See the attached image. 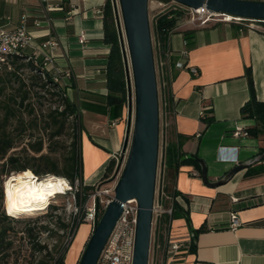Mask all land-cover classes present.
Returning <instances> with one entry per match:
<instances>
[{
    "label": "crops",
    "instance_id": "0c3cea01",
    "mask_svg": "<svg viewBox=\"0 0 264 264\" xmlns=\"http://www.w3.org/2000/svg\"><path fill=\"white\" fill-rule=\"evenodd\" d=\"M106 1L0 0V23L7 26L18 25L25 10L38 17L41 5L49 8L50 25L41 18L38 26L29 21V29L39 47L48 33L56 35L53 63L59 67L67 63L71 71L61 83L79 125L80 176L86 185L106 180L113 169L112 165L106 172L113 155L126 152L128 146L129 82L116 29L105 25ZM185 29H195L189 46L182 35ZM114 31L117 46L113 44ZM82 33L85 43L78 40ZM166 49L172 51L167 65L168 91L175 99L171 139L179 143L180 151L201 158L211 181L257 157L264 148V132L255 137L234 135V131L242 133L255 125L253 118L243 117L240 111L251 92L264 101V31L243 22L184 27L178 21L166 37ZM182 51H186L185 57ZM33 52L31 48L25 51ZM34 56L41 59L38 52ZM181 61L184 67L177 66ZM190 66L197 68V75L190 72ZM172 181L175 194L165 193L164 204L173 201L166 227L169 238L181 241L173 264H264L261 162L249 163L216 187L203 181L194 164L184 163ZM233 213L241 221L235 229L229 227ZM90 231L86 222L77 227L63 264H77Z\"/></svg>",
    "mask_w": 264,
    "mask_h": 264
},
{
    "label": "water",
    "instance_id": "95a60500",
    "mask_svg": "<svg viewBox=\"0 0 264 264\" xmlns=\"http://www.w3.org/2000/svg\"><path fill=\"white\" fill-rule=\"evenodd\" d=\"M188 8H205L245 20L264 21V1L173 0ZM128 57L124 61L129 82L130 124L127 156L108 201L93 228L77 264H97L100 252L120 216L123 204L137 201V222L132 264H148L152 236L153 202L159 160V97L148 17V0H118ZM133 112V113H132ZM255 157L249 163L258 161ZM203 181L216 187L226 183L249 163L235 165L221 178L207 177L205 162L196 157ZM24 213V212H22ZM20 213V214H22ZM19 214V215H20Z\"/></svg>",
    "mask_w": 264,
    "mask_h": 264
},
{
    "label": "trees",
    "instance_id": "16d2710c",
    "mask_svg": "<svg viewBox=\"0 0 264 264\" xmlns=\"http://www.w3.org/2000/svg\"><path fill=\"white\" fill-rule=\"evenodd\" d=\"M264 1V0H257ZM105 12V25H112L114 28V18L110 6L109 0L105 2L104 5ZM182 17V11L175 9L164 13H161L155 17L154 21V32L157 41L161 43V46L166 42V37L168 32L173 29L179 19ZM259 22L264 27V21ZM182 35L187 45L193 43L195 36V29H185L182 31ZM113 44L117 46V39L114 31ZM23 66L31 68L35 72V76L42 81V87L52 85L55 95H58L61 100L62 108L56 107L48 117L47 125L50 128L49 137L56 138L61 136L65 130H69V143L67 145V154L63 159V165H59V160L52 157V152L56 151L53 146H48V151L43 152V139L40 137L34 143L30 140L27 147L17 152H10L14 147L16 138L9 126L12 120H15L14 129L25 130L26 123L22 120L21 116L18 115L20 107L23 105L24 101L29 97V89H24V83L21 82L19 86L20 99L17 101L16 95H11L5 100L0 101V110L3 111V115L0 117V176L8 177L11 173H22L25 175L32 176L35 175L38 178H43L45 176H58L67 178L72 184L74 180L78 178L80 180L79 190L74 193L75 203L82 206V204L87 199V191L92 188L91 185L83 184L81 179V155H80V143H79V125L78 121L74 115V109L72 103L67 99L63 86L60 87L58 82H54L51 75L45 71L42 67V60L37 57H32L31 55L21 52L19 54H14L9 59V65H0V95L3 94L5 85L7 81H10L12 76L18 74V69ZM19 94V93H18ZM166 99L170 106L172 102V95L167 90ZM241 115L243 117L253 118L255 120V125L247 129V134L251 136H258L264 132V101H258L254 93L251 92L250 98L243 104L240 109ZM211 118L207 119L209 122ZM171 122L166 127V146L164 147V152L162 156L163 168V181H164V192L166 194H175L173 189V177L175 172L178 170L179 166L184 163H192L197 169L200 170V166L195 160L197 157L195 154H184L179 149V143L174 142L171 139ZM10 152V153H9ZM264 154V148H261L259 155ZM264 155L255 162H261ZM113 162L110 161L107 173L111 171V166ZM106 174V173H105ZM1 180V179H0ZM59 196V195H55ZM51 209H56V205H49ZM102 214V209L98 211V215ZM47 216V215H46ZM48 216H52L50 213ZM19 218L7 215L4 210L0 209V257L6 258L8 256L9 250L13 244L12 238V223L18 222ZM166 218L160 219L157 231L163 228V224ZM83 223L77 219V215L72 217L70 229L76 230L77 227ZM68 227L66 223H59L58 228L64 230ZM40 229L49 231V225L41 224ZM25 233L27 235H32V228H26ZM159 238V235H158ZM68 247H56L54 252L44 251L46 247L42 244H35L34 248L37 252L44 251V257L39 259L38 264H63L64 254Z\"/></svg>",
    "mask_w": 264,
    "mask_h": 264
},
{
    "label": "built area",
    "instance_id": "2783aa9c",
    "mask_svg": "<svg viewBox=\"0 0 264 264\" xmlns=\"http://www.w3.org/2000/svg\"><path fill=\"white\" fill-rule=\"evenodd\" d=\"M45 1V0H43ZM113 18H114V26L116 32L118 34V43L120 44L121 51L123 55H127L128 50L125 43L124 29L122 24V18L119 8L118 0H109ZM175 2V1H174ZM187 8L193 15H199L202 17L199 24L204 25L210 21L215 20L216 16H222L220 21L231 22V23H240L241 21H250L256 22L258 20H245L241 18H236L233 16H229L226 14H218L211 13L205 8ZM49 8L46 5H41L40 16H33L28 10H25L21 13L19 24L16 26H7L6 23H0V65L6 64L9 65V59L14 54H19L21 52H25L26 49L31 48L34 50V54H29L32 57H36L35 52L41 54L42 67L45 71H47L54 82H61L64 77H70L71 71L69 69L68 64L65 66H55L54 65V57L55 51L58 45V39L56 35H50L46 41H44L40 47L35 46L33 43L34 36L30 31L29 21L31 25L38 26L41 22V18H45V21L50 25L51 19L47 16V10ZM177 8H171L161 13L175 10ZM179 10V9H178ZM98 14H101V10L96 9ZM159 13V14H161ZM158 14V15H159ZM9 17H5L4 20H8ZM193 19H191L192 21ZM252 25V23L250 24ZM175 28V27H174ZM173 28V29H174ZM171 29L168 32V35L173 31ZM78 40L80 43H85L87 41L86 36L82 33L79 35ZM44 48H48L46 51H41ZM155 48L158 54V58H154L155 61V69H156V77H157V85H158V97H159V120H160V134H161V159H160V167L158 171V181H156L155 187V196L153 202V219H152V242L150 243V252L148 264H173L176 260V256L179 253V249L181 248V241L172 240L169 238L168 231L166 227L170 222V217L173 211V201H171L169 206L164 204V200L166 198L164 192V181H163V168L164 165L162 163V156L164 152V147L166 146V127L171 122L170 115L172 113V104L175 102V99L172 98V102L170 106L166 99V91L168 90L169 83V74L167 70V65L170 56L172 55V51L166 49L163 50V46L159 41H155ZM181 55L185 57L186 51H182ZM178 67H184L185 63L183 61L177 63ZM158 69V72H157ZM190 72L193 75H197L198 70L194 66L189 67ZM133 113V112H132ZM202 116L203 113L201 112ZM247 135V132H242L240 129H236L234 131V135ZM127 152H120L118 154L113 155V169L110 175L106 178L107 182L111 181V184L108 187L100 188L98 184L100 181L92 184V187H95L94 192L90 196L88 202L82 204V206H75L74 215H77V219L82 222H86L90 225L91 231L95 227L98 222L100 215H98V211L106 207L108 201L113 196V188L114 185L123 169L125 160H126ZM261 163L264 165V158L261 160ZM194 173H197L194 171ZM48 176L43 177L42 179H46ZM58 178L57 176H49ZM37 179L38 177L35 176ZM64 182V189L62 193H56L51 195L54 197L55 195H64L68 192H72L71 194L74 196V193L79 190L80 180L76 178L74 180V184H72L67 178L60 177ZM40 179V178H38ZM84 184V183H83ZM89 195H87L88 197ZM76 204V203H75ZM137 201L135 198L127 200L123 204V209L118 217L115 225L113 226L97 261V264H132L133 260V250H134V242H135V231H136V222H137ZM165 217L166 221L163 224L162 230H158L160 219ZM241 224V221L236 216V214H231L229 227L235 229ZM75 232L70 236L68 243L71 241L72 236ZM159 235V238H158ZM160 254V256H159Z\"/></svg>",
    "mask_w": 264,
    "mask_h": 264
},
{
    "label": "rangeland",
    "instance_id": "374dc122",
    "mask_svg": "<svg viewBox=\"0 0 264 264\" xmlns=\"http://www.w3.org/2000/svg\"><path fill=\"white\" fill-rule=\"evenodd\" d=\"M174 7L182 11V17L179 19V22L182 23L184 27H195L202 19V17H200L199 15H193L187 8L177 2H174L173 0H148V17L155 59L158 58V54L155 48V17L159 13L171 8L173 9ZM215 18V20L208 23L221 22L220 18H222V16L219 15ZM191 19L193 20L191 21ZM241 22L248 24L252 23V26L254 28L264 31V27L259 22ZM21 82L24 83V87L22 88V90L29 89V97L20 107L18 115L21 116L22 120L27 125L25 130L14 129L15 120H12L9 129H11V132L17 138L14 147L10 150V152L20 151L24 147H27L29 140L31 143H34V141L41 137L44 142L43 152L46 153L48 151V146L55 147L56 151L52 152L51 155L52 157L57 158L59 160V165L62 166L63 159L67 154V145L70 140L69 130L66 129L61 136L51 139L49 137L50 128L47 125L49 114L56 107H58L59 109L62 108L61 100L58 95L53 94L55 89L52 85L42 87V81L35 76V72L31 70V68L23 66L18 69V74L16 76H12L10 78V81L6 82L4 92L2 95H0V101L7 99L11 95H16L15 99L18 101L20 99V91L18 89ZM59 84L60 87L63 86L61 82H59ZM2 115L3 111L0 110V117ZM160 146L161 134L159 128V160L156 181H158V171L161 159ZM13 175L27 176L22 173H11L6 178L4 177V175L0 176V209L4 210L7 215L8 213L6 211L4 200V184L6 180L10 179ZM49 176L47 178H54ZM40 180L44 179L40 178ZM110 184L111 181L107 182V180H104L99 182L98 187L105 188ZM94 189L95 187H92L87 191L89 196L87 197L86 202H88V200L90 199V196L94 192ZM71 193L72 192H68L64 195L54 197L51 196L46 206H44L42 209L33 212L28 211L16 217L14 216L15 218L19 219L18 222L12 223L13 244L9 250L8 256L6 258L0 257V264H38L39 259L45 256L44 251L54 252V248L56 247H66L70 236L73 233V229H70L69 226L71 224L72 217L75 216V206H78V204H75V198ZM50 204L56 205L57 208L51 209L49 206ZM50 213H52V216H48ZM46 223L49 225V231L39 228L41 224L45 225ZM59 223H66L68 224V227L62 230L58 228ZM30 227L32 228V235H27L24 230ZM91 232L92 231H90L89 236ZM89 236L87 237V240ZM81 238L82 236H79L78 240H80ZM152 238L153 236H151V242ZM87 240L85 241L82 251L87 243ZM37 243L44 245L46 249L43 252H37L34 248L35 244Z\"/></svg>",
    "mask_w": 264,
    "mask_h": 264
},
{
    "label": "bare ground",
    "instance_id": "6f19581e",
    "mask_svg": "<svg viewBox=\"0 0 264 264\" xmlns=\"http://www.w3.org/2000/svg\"><path fill=\"white\" fill-rule=\"evenodd\" d=\"M61 178L36 179L32 176H15L4 184V200L8 215L18 216L22 212L36 211L46 206L51 195L62 193Z\"/></svg>",
    "mask_w": 264,
    "mask_h": 264
}]
</instances>
